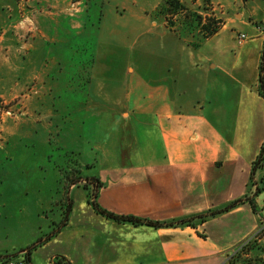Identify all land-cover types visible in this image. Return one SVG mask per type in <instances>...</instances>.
I'll return each instance as SVG.
<instances>
[{
    "label": "crops",
    "instance_id": "obj_1",
    "mask_svg": "<svg viewBox=\"0 0 264 264\" xmlns=\"http://www.w3.org/2000/svg\"><path fill=\"white\" fill-rule=\"evenodd\" d=\"M69 1L60 5L64 12ZM140 1L109 0L92 18L96 99L114 106L102 113L108 126L98 139L103 154L95 158L105 168L59 192L56 205L63 211L56 209L52 220L61 221L68 201V223L32 252L33 264H53L56 257L70 264H224L264 221V169L254 176L257 196L252 180L264 144V0H210L223 26L208 39L168 27L153 13L162 0ZM179 1L201 6V0ZM84 3L76 6L75 24L64 14L70 29L90 23L84 13L91 5ZM5 17L0 12V32L8 26ZM240 34L247 37L241 45ZM10 41L6 32L2 43L9 48ZM39 45L36 38L27 49L36 53ZM15 46V54L26 47ZM8 63L0 58L1 83ZM128 132L134 137H125ZM94 191L102 209L163 225L136 226L97 214L88 199ZM244 198H253L255 210L244 202L199 219ZM190 219L191 225L181 223ZM260 242L264 246V238Z\"/></svg>",
    "mask_w": 264,
    "mask_h": 264
},
{
    "label": "rangeland",
    "instance_id": "obj_2",
    "mask_svg": "<svg viewBox=\"0 0 264 264\" xmlns=\"http://www.w3.org/2000/svg\"><path fill=\"white\" fill-rule=\"evenodd\" d=\"M81 1H69L66 12L60 7L63 0H7L6 7L0 4L8 22L0 32V58L9 62L8 75L3 83L0 80V264L11 259L24 261L28 249L55 228L58 223L52 219L55 210L63 208L56 203L62 201L59 192L65 185L105 168L95 158L103 154L98 151L102 144L98 139L108 126L102 113L114 106L96 99L98 87L92 69L98 38L91 21L109 0H84L85 7L91 5L84 13L90 23L87 28L70 29L64 14L75 24L76 6ZM164 3L162 0L153 13L166 23L174 22L171 29L176 32L202 37L200 29L189 26L184 12L161 13ZM187 8L204 18L217 17L203 0L200 7ZM54 17L55 27L50 26ZM6 32L9 48L2 43ZM36 38L39 52L33 53L27 47ZM16 41L26 46L22 53H14ZM125 137L134 135L128 132ZM12 186L23 189L15 193ZM50 195L51 199H43ZM22 246L29 247L20 250Z\"/></svg>",
    "mask_w": 264,
    "mask_h": 264
},
{
    "label": "trees",
    "instance_id": "obj_3",
    "mask_svg": "<svg viewBox=\"0 0 264 264\" xmlns=\"http://www.w3.org/2000/svg\"><path fill=\"white\" fill-rule=\"evenodd\" d=\"M204 3H206L207 6H211L210 0H203ZM161 13L164 14V12L168 13H178L179 11L182 13L184 12V17L186 19H190L189 26L192 29H200L202 33V39H208L216 35L220 29L223 26V20L217 17H206L204 18L201 14L198 13H192L186 6H184L179 0H165L164 6L162 7V10H160ZM209 11V10H208ZM168 26L171 28L174 26V22L168 20L167 21ZM260 94L264 97V57L261 62L260 66ZM259 169H264V144L262 146L261 152L256 159V161L253 164V173H252V180L253 183L256 185L255 190V196H257L261 192V188L259 185L255 182L254 176L255 173ZM92 181H95V184L99 186V183L96 181V179H93ZM71 183L75 184L77 181L73 180ZM261 183H264V177L261 180ZM96 192L94 191L92 194H88L89 203L94 209V211L97 214H100L108 219L114 220L116 222H128L133 225H147L152 227H160L163 224H160L158 222H153L146 219H140L134 216H119L116 215L110 211H107L105 209H102L97 201H96ZM244 202H250L255 210V205H253V198H244L237 201L232 202L225 208L214 211L205 215H202L199 217L201 221H204L205 219L209 217H213L217 214L226 212ZM69 203H71V200H69ZM66 209L63 212V216L61 221L56 224L55 228L52 229L48 235L43 237L39 240L38 244L32 245L28 251L24 254L23 258L24 261H22L23 264H33L31 259V254L34 250H36L38 247L43 245L45 242L51 240L53 237H55L60 231L67 225L69 220V214L71 211L70 204H67ZM193 219L185 220L181 222L182 224H192ZM167 225H173V224H167ZM264 238V221L260 225V231L257 232L255 235L247 239L245 242H243L241 245H239L234 251L228 256L227 261L224 264H264V246L261 244V240ZM13 260V259H11ZM9 261V260H8ZM7 264V262H5ZM53 264H70L69 261H67L64 257H56L53 260Z\"/></svg>",
    "mask_w": 264,
    "mask_h": 264
},
{
    "label": "built area",
    "instance_id": "obj_4",
    "mask_svg": "<svg viewBox=\"0 0 264 264\" xmlns=\"http://www.w3.org/2000/svg\"><path fill=\"white\" fill-rule=\"evenodd\" d=\"M246 39H247V37H246L245 34H240V35L238 36L237 42H238L239 45H241V44L244 43V41H245ZM259 231H260V227H259L258 230L255 232V234H256L257 232H259ZM255 234H254V235H255ZM7 264H22V262H17V261H15V260H10V261L7 262Z\"/></svg>",
    "mask_w": 264,
    "mask_h": 264
}]
</instances>
